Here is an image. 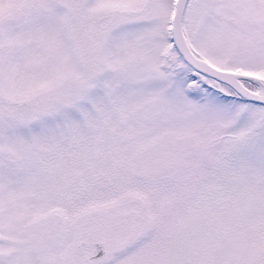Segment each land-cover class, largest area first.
Listing matches in <instances>:
<instances>
[{"label":"snow or ice","instance_id":"snow-or-ice-1","mask_svg":"<svg viewBox=\"0 0 264 264\" xmlns=\"http://www.w3.org/2000/svg\"><path fill=\"white\" fill-rule=\"evenodd\" d=\"M0 264H264V0H0Z\"/></svg>","mask_w":264,"mask_h":264}]
</instances>
